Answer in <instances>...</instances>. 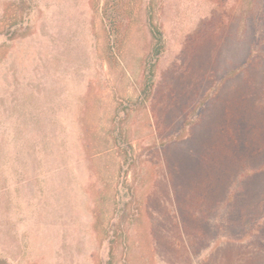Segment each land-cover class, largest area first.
I'll use <instances>...</instances> for the list:
<instances>
[{"label":"rangeland","instance_id":"1","mask_svg":"<svg viewBox=\"0 0 264 264\" xmlns=\"http://www.w3.org/2000/svg\"><path fill=\"white\" fill-rule=\"evenodd\" d=\"M242 3L0 0L4 264H264L247 223L264 214V55L239 70ZM148 7L165 50L146 97Z\"/></svg>","mask_w":264,"mask_h":264},{"label":"trees","instance_id":"2","mask_svg":"<svg viewBox=\"0 0 264 264\" xmlns=\"http://www.w3.org/2000/svg\"><path fill=\"white\" fill-rule=\"evenodd\" d=\"M242 2V10L245 14L244 16H249L254 24L255 43L253 46H250L248 48V56L246 55L245 59L242 57V61L244 63L239 66L240 71L252 62L253 56H257L259 51H263L262 55H264V0H242ZM121 3L123 4L124 2L120 1V4L118 3V7L113 13V18L111 21L112 25L117 27L115 29L116 32L114 33L116 35L115 38L117 40H120L124 36L123 27L119 29L118 26H121L123 23H125L124 21L127 22L130 18L129 15L124 13V6ZM146 14L148 15V19L146 22L151 36V44L150 52L148 54L150 57V61L147 65H144L145 79L142 85V92L147 97L151 95L150 93L152 91L153 78L155 76V66L159 60V56H161V54L165 50V40L161 29L154 23V18L150 13L149 7L146 9ZM258 168L260 171L264 170V163H260V166ZM249 219H251V221ZM247 221L249 226L251 228H254L253 232H255L257 235L259 234V236L260 233L261 235L263 234L264 214H261L256 211L252 215L248 216ZM259 249H261V247H259L258 250ZM0 264H4V261L0 260Z\"/></svg>","mask_w":264,"mask_h":264}]
</instances>
